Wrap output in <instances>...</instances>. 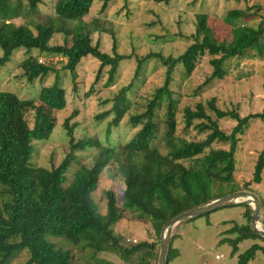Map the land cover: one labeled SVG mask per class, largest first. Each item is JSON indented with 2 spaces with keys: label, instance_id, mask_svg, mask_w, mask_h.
Segmentation results:
<instances>
[{
  "label": "trees",
  "instance_id": "16d2710c",
  "mask_svg": "<svg viewBox=\"0 0 264 264\" xmlns=\"http://www.w3.org/2000/svg\"><path fill=\"white\" fill-rule=\"evenodd\" d=\"M11 1L0 0V69L11 59L16 49H37L39 55L64 58L62 68L68 70L75 81L78 63L82 57L91 55L99 61L94 82L100 79L103 69L108 67V76L103 86L110 87L120 62L130 57L116 51L112 54L101 51L97 44H92L91 29L84 30V26L77 24L64 30L67 37L71 35L69 43L49 44L53 34L61 32V29L38 24L33 32L25 25H14L9 16ZM41 1L29 0V3L31 7H35ZM109 1L103 0L102 7L105 8ZM154 1L168 3L170 0ZM92 2L93 0H56L52 8L59 19L76 20L89 13ZM252 8L253 6H247L227 10L220 23L228 26L229 37L219 39L217 31L220 24L210 21L207 14L200 13L196 16L194 32L188 36L190 43L182 53L164 56L153 52L137 58L135 75L148 59L155 58L165 67V77L163 84L152 92L145 108L131 114L134 127L140 125L127 143L130 153L124 151L127 162L123 161L119 165L125 184L122 205L124 209L134 210L139 217L151 221L159 234V246L160 233L170 219L211 201L215 182L230 184L235 181L240 137L251 120H264V111L241 116L234 110L219 108L213 97L205 104L198 102L194 108L186 106L183 109L184 127H194L199 134H204V138L188 140L175 134L179 99L174 97L172 89L176 73L189 77L200 57L208 54L212 70L198 89L215 78H224L227 63L234 58L241 59L252 46L260 45V40L264 37L263 20L256 27L249 23L257 16ZM19 66L28 82L46 77L50 72H57L52 63H40L38 57L32 54L20 61ZM132 86L133 82L122 87L113 97L111 110L99 113L97 117L103 118L112 111L114 117L110 125L116 126L131 103L126 98V91ZM198 91L195 90V94ZM36 98L54 110L66 107V90L57 81L51 85H43ZM28 110L33 111L31 126L25 117ZM160 111H163L162 119L165 124V153L152 145V141L158 137ZM222 118L235 121L229 132L219 127L218 120ZM51 130L52 123L45 114L33 108L32 99L24 100L14 92L0 90V193L7 195V199L0 202V264H6L8 258L21 250L29 253L26 264H71L70 252L49 241L50 236L80 239L93 254L113 253L123 261H129L137 255V264H158L156 258L155 263L152 261L154 243L141 241L133 246H125L111 234L120 217L112 190L106 191L104 216H100L90 204V196L98 186L99 175L113 157L112 146L99 151L91 166L80 165L74 171L71 181L65 184L66 172L74 157L72 153H68L57 166L46 171L45 182L39 193H33L32 188L38 175L29 164L31 141L34 138H46ZM87 145L89 148L97 147L98 143L94 139L71 141L70 150H84ZM133 155L141 156L143 161L137 164ZM185 160H194L201 165L186 166L183 163ZM263 171L264 148L254 164L251 182L260 183ZM250 183H246L247 186ZM257 198L260 209H264V200ZM234 205L236 204L227 206ZM243 205L249 209L248 222L245 225L236 224L229 229V232L237 233L234 238L229 239L232 254L238 251V244L245 239L264 240L252 228V206L249 203ZM262 224L264 226V214ZM5 238H11L12 241L7 242ZM172 241L171 235L165 264H169L176 255L171 248ZM257 251L264 254V245L255 242L243 252L237 253V264H248Z\"/></svg>",
  "mask_w": 264,
  "mask_h": 264
},
{
  "label": "rangeland",
  "instance_id": "374dc122",
  "mask_svg": "<svg viewBox=\"0 0 264 264\" xmlns=\"http://www.w3.org/2000/svg\"><path fill=\"white\" fill-rule=\"evenodd\" d=\"M55 1L42 0L35 7H31L29 0H12L10 21L16 26L25 25L33 32L38 24L61 29V32L53 34L49 44L69 43L71 35L67 37L64 30L76 24L82 25L84 30L91 29L92 44H97L101 51L109 54L116 51L130 57L120 62L110 87L103 86L108 76V67L103 69L100 79L94 82L99 61L91 55L82 57L78 63L75 81L69 71L62 68L64 58L39 55L37 49H16L11 59L0 69V90L14 92L24 100L32 99L33 108L45 114L52 123V130L46 138H34L31 141L29 164L38 175L32 188L33 193H39L45 182L46 171L57 166L68 153H72L74 157L67 169L65 184L71 181L74 171L80 165L91 166L99 151L112 146L113 157L99 175L98 186L90 196V204L100 216H104L106 191L112 190L119 206L120 217L111 234L119 238L125 246H133L141 241L154 243L152 261L155 263L160 250L158 232L149 219L139 217L136 211L124 209L122 205L125 184L119 165L123 161L127 162L124 151L130 153L127 143L140 125L134 127L131 114L145 108L152 92L163 84L165 77V67L155 58L148 59L135 75L137 58L153 52L164 56H177L182 53L190 43L188 36L194 32L196 16L200 13L207 14L210 21L220 24L217 31L219 39L229 37L228 26L220 23V20L231 8L253 6L252 10L257 12V16L249 23L256 27L260 21H264V0H170L168 3L154 0H110L105 8L102 7L103 0H93L89 13L76 20L59 19L52 8ZM260 41V45L252 46L241 59L234 58L227 63V74L224 78H215L200 89L198 87L212 70L208 63V54L200 57L189 77L176 73L172 90L175 92L174 97L179 99L176 113L177 136L188 140L204 138V134H199L194 127H184L183 109L186 106L194 108L198 102L205 104L213 97L219 108L234 110L241 116L264 111V37ZM1 53L0 49V55ZM29 54L36 55L40 63H52L57 72H50L46 77L28 82L22 75L19 64ZM55 81L66 90V107L62 110H54L36 98L43 85H51ZM132 82L134 86L126 91V98L131 103L119 123L116 126L110 125L114 117L112 111L105 117L98 118L99 113L111 110L113 97L122 87ZM195 90H199L197 94ZM162 115L163 111H160L158 137L152 141V145L165 153V124ZM25 117L31 126L33 111L28 110ZM218 124L221 129L229 132L235 121L222 118L218 120ZM81 139L97 140L98 145L90 148L87 145L84 150L71 152L70 142ZM263 148L264 120L253 119L240 137L235 181L230 184L215 182L210 199L215 200L234 192H247L264 200V171L260 183L251 182L254 164ZM129 158L132 159L130 154ZM133 159L137 164L143 161L138 155H133ZM183 163L186 166L201 165L194 160H185ZM248 182L251 183L247 186ZM5 199L7 195L0 193V202ZM238 201L234 206L220 207L175 224L171 232V248L176 255L169 264H237V253L243 252L255 242L264 245L263 239H245L238 244V251L232 254L229 239L234 238L237 233L229 232V229L236 224L245 225L248 222L249 209L243 205L245 199ZM263 214L264 209L260 211V225L264 228ZM48 239L57 247L70 252L71 264H137V255L129 261H123L113 253L93 254L80 239L68 240L61 236H50ZM4 240L12 241L11 238ZM216 254L222 255V258L215 259ZM28 257V251L21 250L8 258L6 264H26ZM248 264H264V254L257 251Z\"/></svg>",
  "mask_w": 264,
  "mask_h": 264
},
{
  "label": "water",
  "instance_id": "95a60500",
  "mask_svg": "<svg viewBox=\"0 0 264 264\" xmlns=\"http://www.w3.org/2000/svg\"><path fill=\"white\" fill-rule=\"evenodd\" d=\"M245 199L244 203H249L253 208L252 213V228L255 232L259 233L264 237V228L260 225V201L259 199L247 192H234L228 195H225L223 197L217 198L215 200L209 201L205 204H202L200 206H197L191 210L185 211L172 219H170L165 226L162 229L161 237H160V250L158 254L157 263L158 264H165L166 255L168 251V245L170 241V236L172 232V228L175 224H177L180 221H184L187 219H191L194 217H197L201 214L210 212L212 210H215L217 208L227 206L230 204H236L238 203L239 199ZM240 202H243L240 201Z\"/></svg>",
  "mask_w": 264,
  "mask_h": 264
},
{
  "label": "built area",
  "instance_id": "2783aa9c",
  "mask_svg": "<svg viewBox=\"0 0 264 264\" xmlns=\"http://www.w3.org/2000/svg\"><path fill=\"white\" fill-rule=\"evenodd\" d=\"M220 258H222V255H218V254L215 255V259H220Z\"/></svg>",
  "mask_w": 264,
  "mask_h": 264
}]
</instances>
